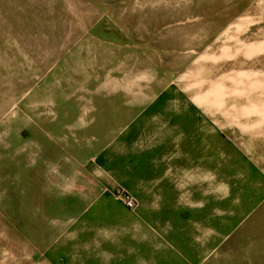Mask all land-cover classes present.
I'll list each match as a JSON object with an SVG mask.
<instances>
[{
    "label": "rangeland",
    "instance_id": "obj_1",
    "mask_svg": "<svg viewBox=\"0 0 264 264\" xmlns=\"http://www.w3.org/2000/svg\"><path fill=\"white\" fill-rule=\"evenodd\" d=\"M258 74L264 0H0V264L185 263L177 205L217 172L205 136L251 129ZM234 216L187 264H264V209Z\"/></svg>",
    "mask_w": 264,
    "mask_h": 264
},
{
    "label": "crops",
    "instance_id": "obj_2",
    "mask_svg": "<svg viewBox=\"0 0 264 264\" xmlns=\"http://www.w3.org/2000/svg\"><path fill=\"white\" fill-rule=\"evenodd\" d=\"M260 73L259 71V74ZM259 74L257 75L258 77L252 79L251 85H257V89L260 91L264 89V75L260 76ZM262 93V99L264 100V90H262ZM262 107L261 110L253 109L252 116L249 115L248 117L250 119L245 121V125L249 124L251 129L245 130L242 135L238 133L235 134L234 146L238 151L235 150L236 155L241 156V158L245 160V168L243 170L246 172L242 173V180H235L231 173L228 174L226 172L225 166L221 167L220 165V162L225 158L223 153L228 146V142L231 145L234 142L222 139V131L220 130L218 131V133H220L215 136L216 139L214 138V143L211 141V136H205L210 144H205L204 148H209L210 155L215 154L213 158L219 161V166L216 169L213 165V171H217L213 175L211 174L212 170L207 167V172L211 180L209 187L203 188L204 194L202 197L197 196L196 188L189 187L187 189V194L182 195V199L177 205L178 213L184 211H189L190 213L187 220H182L183 224L181 227L183 229L177 224L179 233L176 239L178 240L179 246L182 245L186 248V254L188 255V257L185 258L186 260L190 259L195 261L208 259L207 256L212 252L211 235L213 228L219 231V234H217L220 237V241L218 240V242L223 244L226 241L223 239L228 237V229L238 227V225L232 222L237 219L234 215L240 207L244 208L245 212H260L264 209V106ZM254 111H257V115L253 116ZM223 138L225 137L223 136ZM194 172L195 168L193 167L191 177L196 175ZM193 180L194 179H192V181ZM238 182H242V186L246 187V192L243 196H241L240 193H235V191L233 193L231 191L232 186L239 185ZM212 184L214 193L211 190ZM242 197L247 198V200L241 201ZM157 209L159 210V207H157ZM241 210L242 209H240L239 212ZM201 211L203 212V222L197 226L196 214H200ZM213 221L216 222L214 225ZM184 224L187 226H183ZM197 228L199 229L196 230ZM190 230H192V232ZM185 232L188 234H184ZM162 251H164V249H162ZM190 253L194 256L190 257ZM196 253L198 254L195 255ZM186 260L185 263L187 264ZM157 262V264H164L163 261L161 262L158 259ZM147 264H152V260H148Z\"/></svg>",
    "mask_w": 264,
    "mask_h": 264
},
{
    "label": "built area",
    "instance_id": "obj_3",
    "mask_svg": "<svg viewBox=\"0 0 264 264\" xmlns=\"http://www.w3.org/2000/svg\"><path fill=\"white\" fill-rule=\"evenodd\" d=\"M124 200H125L126 204H127L129 207H134L135 204H136V202L134 201V199H133V198H130L129 196H126V197L124 198Z\"/></svg>",
    "mask_w": 264,
    "mask_h": 264
}]
</instances>
